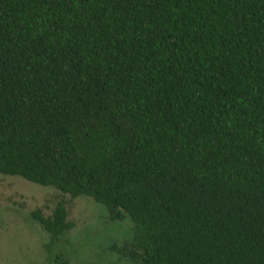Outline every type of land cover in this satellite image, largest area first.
I'll use <instances>...</instances> for the list:
<instances>
[{
    "label": "trees",
    "instance_id": "trees-1",
    "mask_svg": "<svg viewBox=\"0 0 264 264\" xmlns=\"http://www.w3.org/2000/svg\"><path fill=\"white\" fill-rule=\"evenodd\" d=\"M0 176L127 218V264H264V0H0Z\"/></svg>",
    "mask_w": 264,
    "mask_h": 264
},
{
    "label": "rangeland",
    "instance_id": "rangeland-1",
    "mask_svg": "<svg viewBox=\"0 0 264 264\" xmlns=\"http://www.w3.org/2000/svg\"><path fill=\"white\" fill-rule=\"evenodd\" d=\"M62 201L72 229L47 247L48 236L29 218L38 209L50 213ZM127 218L111 221L90 198H70L17 177L0 176V264H54L56 255L66 264H127L116 249L130 241Z\"/></svg>",
    "mask_w": 264,
    "mask_h": 264
}]
</instances>
